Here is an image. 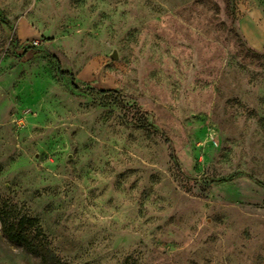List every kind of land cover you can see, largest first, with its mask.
Listing matches in <instances>:
<instances>
[{
  "label": "rangeland",
  "instance_id": "374dc122",
  "mask_svg": "<svg viewBox=\"0 0 264 264\" xmlns=\"http://www.w3.org/2000/svg\"><path fill=\"white\" fill-rule=\"evenodd\" d=\"M251 26L264 0H0L9 227L66 264H264ZM3 227L0 264H43Z\"/></svg>",
  "mask_w": 264,
  "mask_h": 264
},
{
  "label": "trees",
  "instance_id": "16d2710c",
  "mask_svg": "<svg viewBox=\"0 0 264 264\" xmlns=\"http://www.w3.org/2000/svg\"><path fill=\"white\" fill-rule=\"evenodd\" d=\"M59 71L63 74H68L67 72H64L59 65ZM74 87L78 88L77 84H74ZM0 218L3 222V231L8 235L10 240L21 242L25 245L27 250L40 257L43 264H66L63 263L58 256H56L51 250L45 249V248H39L34 246L31 241L28 239L27 235H25L23 232H20L19 230H15V228L12 227V225L9 227V217L7 211L0 212ZM26 219L23 218L19 222V226H23L26 223Z\"/></svg>",
  "mask_w": 264,
  "mask_h": 264
},
{
  "label": "crops",
  "instance_id": "0c3cea01",
  "mask_svg": "<svg viewBox=\"0 0 264 264\" xmlns=\"http://www.w3.org/2000/svg\"><path fill=\"white\" fill-rule=\"evenodd\" d=\"M250 36H251V40L254 43L259 44L261 49H263V46H264V30H263V28L259 27V26H251Z\"/></svg>",
  "mask_w": 264,
  "mask_h": 264
},
{
  "label": "water",
  "instance_id": "95a60500",
  "mask_svg": "<svg viewBox=\"0 0 264 264\" xmlns=\"http://www.w3.org/2000/svg\"><path fill=\"white\" fill-rule=\"evenodd\" d=\"M116 57V55H114Z\"/></svg>",
  "mask_w": 264,
  "mask_h": 264
}]
</instances>
